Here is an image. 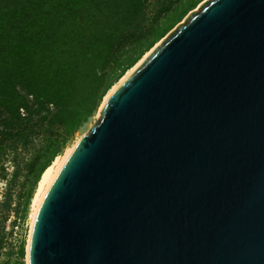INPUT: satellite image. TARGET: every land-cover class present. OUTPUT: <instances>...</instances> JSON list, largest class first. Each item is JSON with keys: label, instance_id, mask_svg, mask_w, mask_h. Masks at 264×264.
I'll use <instances>...</instances> for the list:
<instances>
[{"label": "water", "instance_id": "water-1", "mask_svg": "<svg viewBox=\"0 0 264 264\" xmlns=\"http://www.w3.org/2000/svg\"><path fill=\"white\" fill-rule=\"evenodd\" d=\"M72 147L31 264H264V0H206Z\"/></svg>", "mask_w": 264, "mask_h": 264}, {"label": "trees", "instance_id": "trees-1", "mask_svg": "<svg viewBox=\"0 0 264 264\" xmlns=\"http://www.w3.org/2000/svg\"><path fill=\"white\" fill-rule=\"evenodd\" d=\"M201 1L0 0V177L10 155L25 208L110 87Z\"/></svg>", "mask_w": 264, "mask_h": 264}, {"label": "rangeland", "instance_id": "rangeland-1", "mask_svg": "<svg viewBox=\"0 0 264 264\" xmlns=\"http://www.w3.org/2000/svg\"><path fill=\"white\" fill-rule=\"evenodd\" d=\"M203 1L206 2V0ZM203 1L191 11H197ZM184 18L179 23L185 22ZM178 24H176L170 31L174 30ZM158 43L159 41L155 45ZM99 107L88 122L74 134V137L66 148L72 146L79 138L88 133L101 113ZM19 153V167H22L29 155L21 151H19ZM1 163H3L5 168L3 171L4 177H0V264H25V246L29 232V215L32 197L29 201V205L25 208L24 199L26 196V185L24 186V183L26 178L24 169L20 168L18 170V175L15 177L14 174L16 168L10 155L8 158L5 157V160L1 161ZM8 192H10V197L6 199V194ZM7 203L8 207L6 209L5 204ZM21 245L23 247L22 256L19 255Z\"/></svg>", "mask_w": 264, "mask_h": 264}, {"label": "bare ground", "instance_id": "bare-ground-1", "mask_svg": "<svg viewBox=\"0 0 264 264\" xmlns=\"http://www.w3.org/2000/svg\"><path fill=\"white\" fill-rule=\"evenodd\" d=\"M145 55H148L147 53ZM145 57V56H143ZM143 57L141 60H139L132 68L127 70L124 75L116 82L114 83L110 89L107 91V93L103 97V101L100 105V112H103L107 104L109 103L110 99L119 91L120 88L124 85L134 68L141 63ZM81 139V138H79ZM78 139V140H79ZM77 140V141H78ZM77 141L70 147L66 148L65 151L61 154L56 156L51 163L43 170L41 173L39 180L37 182L35 191L33 193L32 199H31V205H30V215H29V232L27 237V242L25 246V264H31V248H32V239L36 224V219L38 216V213L41 209L42 203L54 183L55 179L57 178L59 172L61 171L72 147L77 143Z\"/></svg>", "mask_w": 264, "mask_h": 264}]
</instances>
